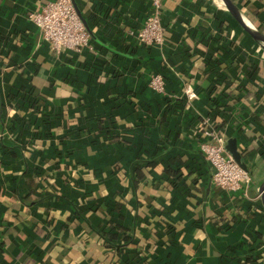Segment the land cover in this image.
Segmentation results:
<instances>
[{
	"label": "crops",
	"instance_id": "obj_1",
	"mask_svg": "<svg viewBox=\"0 0 264 264\" xmlns=\"http://www.w3.org/2000/svg\"><path fill=\"white\" fill-rule=\"evenodd\" d=\"M45 1L0 0V264H264V51L223 1L164 0V43L139 45L147 0H73L81 53L42 40ZM233 1L264 33V0ZM209 114L247 193L212 181Z\"/></svg>",
	"mask_w": 264,
	"mask_h": 264
},
{
	"label": "built area",
	"instance_id": "obj_2",
	"mask_svg": "<svg viewBox=\"0 0 264 264\" xmlns=\"http://www.w3.org/2000/svg\"><path fill=\"white\" fill-rule=\"evenodd\" d=\"M150 11L142 25L130 35L139 45H160L165 41V25L162 19L164 0H147ZM37 25L42 40L49 42L57 52L73 50L78 53L92 49L91 35L79 17L73 0H47L39 8L29 13ZM149 86L156 92L167 95L165 78L155 73L149 80ZM186 101L196 99L198 93L192 84L184 87ZM209 114L200 122L201 152L212 169V181L227 191L247 193L252 184V177L233 156L225 149L226 134L216 126V121Z\"/></svg>",
	"mask_w": 264,
	"mask_h": 264
},
{
	"label": "water",
	"instance_id": "obj_3",
	"mask_svg": "<svg viewBox=\"0 0 264 264\" xmlns=\"http://www.w3.org/2000/svg\"><path fill=\"white\" fill-rule=\"evenodd\" d=\"M227 10L231 13V15L237 20V22L241 25L243 30L257 43V45L264 51V33L257 29L244 15L241 9L237 6V4L233 0H222ZM79 17L84 22L86 28L87 25L85 23L84 18L81 16V13L77 9ZM88 29V28H87ZM89 31V30H88ZM90 33V31H89ZM91 35V33H90ZM0 138H3V133H0ZM225 149L233 156V158L238 162V164L252 177L251 170L242 155V152L239 149V143L236 136L226 137L224 142ZM261 195L262 201L264 204V181L261 185Z\"/></svg>",
	"mask_w": 264,
	"mask_h": 264
},
{
	"label": "trees",
	"instance_id": "obj_4",
	"mask_svg": "<svg viewBox=\"0 0 264 264\" xmlns=\"http://www.w3.org/2000/svg\"><path fill=\"white\" fill-rule=\"evenodd\" d=\"M255 69L258 70V67L257 68L255 67Z\"/></svg>",
	"mask_w": 264,
	"mask_h": 264
}]
</instances>
